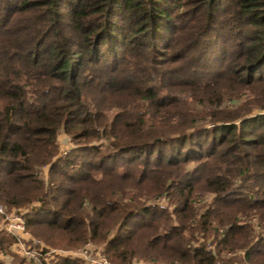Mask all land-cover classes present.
Wrapping results in <instances>:
<instances>
[{
    "label": "trees",
    "instance_id": "trees-1",
    "mask_svg": "<svg viewBox=\"0 0 264 264\" xmlns=\"http://www.w3.org/2000/svg\"><path fill=\"white\" fill-rule=\"evenodd\" d=\"M0 202L113 264H264V0H0Z\"/></svg>",
    "mask_w": 264,
    "mask_h": 264
},
{
    "label": "rangeland",
    "instance_id": "rangeland-1",
    "mask_svg": "<svg viewBox=\"0 0 264 264\" xmlns=\"http://www.w3.org/2000/svg\"><path fill=\"white\" fill-rule=\"evenodd\" d=\"M242 101L239 100V101H237L235 103H232L231 101H227L225 105L230 106V107L235 106V105L237 106ZM256 111H258V110H256ZM58 137H59V142H60V146H61V153H62V155H64V154H66V152L68 151V149L71 148V146L73 145L72 144V138L67 133H65L63 130H60ZM48 168L49 167L44 166L42 168L41 172H40V174L43 175L45 178H48ZM156 197H158V196H155V198L152 199V200L153 201L154 200L155 201H159L161 203H166L165 202L166 200L164 201V198L163 197H162V199L160 197L159 198H156ZM213 197H214V194L213 193L207 192L203 196H201L200 198H198L196 200L195 206L197 207V211L199 213V214L197 213L196 215H200L202 212H204V210L206 209L207 205H209L212 202ZM1 204H3V203H1ZM34 204H37V202L34 203ZM27 209L28 208H19V209H13L12 211H9L6 208V215H0V230H6V231H8L6 228H4V223H3L4 222V219H6V216L7 215H14V216L15 215H22L23 218L25 219V214H26ZM240 219L243 222L245 221V222L250 223L254 227L255 232L257 234H259L261 232H264V228L262 227V224L260 222L259 216L255 215L253 213H246V214H242L241 217H240ZM26 227H27V224H26ZM27 230L30 232V230L28 229V227H27ZM8 232L11 233L10 231H8ZM11 234L15 237V240H14V243L11 245L10 249L8 248V250L3 251L0 254V257L3 259V261L6 264H13L14 261H15V259H16L15 257L18 256L20 258H24V261L22 262V264H36L35 262H31L29 260H26L25 257H24V255L22 253H19V252L16 251V250L19 249L18 246L16 245L17 238H16V236L13 233H11ZM30 235H31V237H34V238H37L38 240H40V242H41L40 245H42V244L44 245L45 252H47V253L50 250H57V251H60L61 253H65V252L66 253H68V252H77V251L82 252L81 251L82 249H86L87 247H89L90 250H89V252L87 254V257L88 258L92 259L93 258L92 256H95V258H96L99 255L100 256L101 255H105L108 258V256L103 251L104 245L101 244V243L95 242L93 240H88L86 243H84V244H82V245H80L78 247L49 246L41 238H38V237L33 236L32 232H30ZM27 244L32 245L33 243L30 242V243H27ZM34 246L36 248L37 245H34ZM51 253L52 254L49 253V254L45 255V257H49L50 259H48V260L44 259L43 260V264H49L50 262L56 263L61 258H71V259H75V260L78 259V260H81L82 261V264H89L88 260H86L84 258H80V257L73 258L70 255L69 256H62V257H60V254H57L56 252H51ZM92 253H93V255H92ZM232 255H234V254L227 253V259L230 258V257H232ZM224 259H226V258H224ZM108 260L111 262V260L109 258H108ZM229 260L230 259H228V261H226V262H228V264H230V261H231V260L230 261ZM135 263L136 264H139L136 261H135ZM96 264H100V262L99 263H96Z\"/></svg>",
    "mask_w": 264,
    "mask_h": 264
},
{
    "label": "built area",
    "instance_id": "built-area-1",
    "mask_svg": "<svg viewBox=\"0 0 264 264\" xmlns=\"http://www.w3.org/2000/svg\"><path fill=\"white\" fill-rule=\"evenodd\" d=\"M0 215H6V207L0 203ZM4 228H6L8 231L13 233L17 238L16 245L18 246V250H16L19 253H22L26 260H29L31 262H35L36 264H43V260L50 259L49 257H45L47 254H52L51 252H56L57 254H60V257L62 256H72L80 257L88 260L89 264H112L108 260V258L105 255H99L95 258V256H92L93 258L90 259L87 257V254L90 250L89 247L86 249H82V252H68V253H61L57 250H50L48 253L45 252L44 245H40V240L37 238L31 237L30 232L27 230L25 219L22 215H7L6 219H4ZM32 242V245H29L27 243ZM90 242V241H89ZM88 244V243H87ZM34 245H37L36 248ZM40 245V246H39ZM90 254V253H89ZM93 255V253H92Z\"/></svg>",
    "mask_w": 264,
    "mask_h": 264
}]
</instances>
